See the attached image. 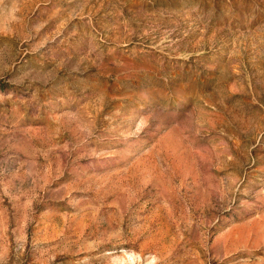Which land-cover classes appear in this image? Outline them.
I'll return each instance as SVG.
<instances>
[{
	"label": "rangeland",
	"instance_id": "374dc122",
	"mask_svg": "<svg viewBox=\"0 0 264 264\" xmlns=\"http://www.w3.org/2000/svg\"><path fill=\"white\" fill-rule=\"evenodd\" d=\"M0 264H264V0H0Z\"/></svg>",
	"mask_w": 264,
	"mask_h": 264
}]
</instances>
